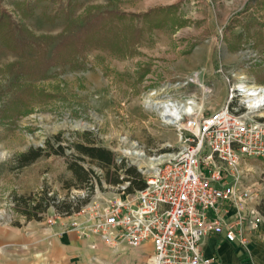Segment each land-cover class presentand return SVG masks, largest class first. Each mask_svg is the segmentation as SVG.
Instances as JSON below:
<instances>
[{"label":"rangeland","instance_id":"rangeland-1","mask_svg":"<svg viewBox=\"0 0 264 264\" xmlns=\"http://www.w3.org/2000/svg\"><path fill=\"white\" fill-rule=\"evenodd\" d=\"M67 3L0 0L15 24L43 38L40 50L46 53L37 65L35 47L18 55L0 42V221L9 224L54 213L69 216L90 201L118 197L128 178L137 173L143 179L141 170H146L123 153L132 143L148 157L176 150L177 131L145 105L149 93L156 91L154 101L195 100L208 113L229 96L222 73H235V83L244 74L264 87V0ZM170 4L177 7L175 22L148 30L141 18L134 20L144 31L131 52L84 46L66 57L54 55L59 40L47 43L69 23L67 32L75 34L107 7L143 13ZM17 61L30 64L32 71L7 67ZM76 122L91 128H72ZM63 123L66 128L53 130ZM82 144L109 150L111 163L87 155ZM37 147L43 154L22 164L19 155ZM241 170V184L253 195L248 205L256 209L264 198V157L246 160ZM39 202L49 205L36 212L30 208Z\"/></svg>","mask_w":264,"mask_h":264},{"label":"built area","instance_id":"built-area-1","mask_svg":"<svg viewBox=\"0 0 264 264\" xmlns=\"http://www.w3.org/2000/svg\"><path fill=\"white\" fill-rule=\"evenodd\" d=\"M234 74L222 73L229 92L225 104L208 113L181 114L173 124L178 147L164 153L155 169L141 170L142 189L125 193L123 187L118 197L88 202L71 214L85 217V223L71 222V227L109 246L150 241L153 250L145 264H215V256L202 250V240L212 234L247 249L250 239L242 223L249 217L257 225L262 216L248 205L253 195L241 184V167L250 158L264 157V104L253 109L241 99L234 103L242 96ZM237 78L252 83L244 74ZM227 206L236 210L233 220ZM60 216L54 213L47 222Z\"/></svg>","mask_w":264,"mask_h":264},{"label":"crops","instance_id":"crops-1","mask_svg":"<svg viewBox=\"0 0 264 264\" xmlns=\"http://www.w3.org/2000/svg\"><path fill=\"white\" fill-rule=\"evenodd\" d=\"M227 208L233 220L236 210ZM47 218L28 219L22 225L0 221V264H145L153 250L150 241L136 247L123 242L109 246L93 234L80 236L70 223L84 224L85 217L60 216L52 223ZM242 225L250 239L247 249L212 234L202 240L203 253L214 255L215 264H264V217L257 225L248 217Z\"/></svg>","mask_w":264,"mask_h":264},{"label":"trees","instance_id":"trees-1","mask_svg":"<svg viewBox=\"0 0 264 264\" xmlns=\"http://www.w3.org/2000/svg\"><path fill=\"white\" fill-rule=\"evenodd\" d=\"M67 4L71 6L72 0H68ZM176 8L175 4H170L165 7H154L143 13H126L107 7L103 13L93 16V18L75 34L67 32L71 29V23H69L56 36L47 37V43L49 44V42L59 40L54 47L56 52L54 55L61 54V56L65 55L66 57H73L78 53L79 49L84 46L104 47L107 50L121 51L123 53L131 52L134 51L132 49L144 31V27L134 24V20L141 18L146 24V29L151 30L153 27L163 26L168 20H173L175 22L177 19L174 17L173 12ZM125 20L129 22L126 23ZM42 40L43 38L35 34L33 35L25 26H18L15 24L7 10L0 8V42L4 48L15 54L24 55L25 49L35 47L34 51L38 53L35 62L39 65L46 57L45 51L40 50L44 45ZM16 66L20 67V71H32L30 64H24L22 61L7 64L10 70H14L13 68ZM79 148L93 158L102 159L106 164H110L112 161L110 151L105 148H96L84 144ZM43 151L44 149L42 147H37V149H30L23 152L19 157L22 160V164H27L42 155ZM1 171L2 169H0V172ZM126 181L129 184L126 188L127 192L142 189L145 185L144 180L141 179L137 173L134 174L133 178H128ZM48 205L49 204L46 203L43 206L42 202H39L34 206H30V208L36 212L39 208L44 210ZM256 209H258L261 214H264V198L262 204ZM31 216L35 215H28V217Z\"/></svg>","mask_w":264,"mask_h":264},{"label":"bare ground","instance_id":"bare-ground-1","mask_svg":"<svg viewBox=\"0 0 264 264\" xmlns=\"http://www.w3.org/2000/svg\"><path fill=\"white\" fill-rule=\"evenodd\" d=\"M237 87L242 93L241 100L246 102L247 106L253 109H258L261 104H264V90L262 86L256 84H245L244 81L237 82ZM156 96V91L149 93L146 97L145 105L157 109L158 113L162 119L163 123L174 124L178 122L182 113L189 114L195 110H200L202 104H198L195 100H172L168 99L165 101H157L153 98ZM263 111L264 114V105L260 110V113ZM72 128L83 127L87 128L89 125L87 123L79 124L74 123L70 125ZM66 124H60L53 128V130L58 128H66ZM124 154H128L132 158V163L135 164L139 169L146 168V171L149 172L155 169L156 165L161 162L167 155H161L157 157H148L143 150L141 151L136 147L135 143H132L131 146L127 149L122 150Z\"/></svg>","mask_w":264,"mask_h":264},{"label":"water","instance_id":"water-1","mask_svg":"<svg viewBox=\"0 0 264 264\" xmlns=\"http://www.w3.org/2000/svg\"><path fill=\"white\" fill-rule=\"evenodd\" d=\"M87 128H91L90 126H88Z\"/></svg>","mask_w":264,"mask_h":264}]
</instances>
